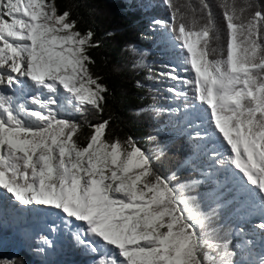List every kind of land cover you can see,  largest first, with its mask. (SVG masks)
<instances>
[{
    "label": "snow or ice",
    "instance_id": "snow-or-ice-1",
    "mask_svg": "<svg viewBox=\"0 0 264 264\" xmlns=\"http://www.w3.org/2000/svg\"><path fill=\"white\" fill-rule=\"evenodd\" d=\"M165 3L173 9L171 25L153 23L175 34L180 63L194 79L181 80L175 68L161 75L193 85L226 142V159L212 149L213 164L226 173L232 166L233 178L252 186L264 209V6L224 0L226 43L219 58L209 59V4L199 0L207 22L198 26L186 23L172 0ZM93 36L76 28L68 10L58 14L55 0H0V190L75 224L76 244L94 254V264H237L239 246L189 194L198 181L158 174L153 155L132 137L106 139L108 121L90 124L86 145L77 142L81 126L64 114L102 111L109 92L90 71L88 50L99 46ZM193 137L210 139L199 128ZM258 228L264 244V222Z\"/></svg>",
    "mask_w": 264,
    "mask_h": 264
},
{
    "label": "trees",
    "instance_id": "trees-1",
    "mask_svg": "<svg viewBox=\"0 0 264 264\" xmlns=\"http://www.w3.org/2000/svg\"><path fill=\"white\" fill-rule=\"evenodd\" d=\"M58 14L68 10L70 20L76 21V28L84 33L91 30L94 33L93 42L98 47L88 50V55L94 61L90 71L94 77H100V83L107 86L106 102L102 111L89 108L86 113L69 109L64 115L79 123L81 128L76 136L77 142L84 146L91 135L90 124L108 121L106 139H119L122 143L132 137L139 147L153 155V168L163 176L176 173L180 182L193 177L188 163L196 153L193 140L184 134H174L164 120L160 125L154 124L153 116L148 110L153 104L152 92L148 87L145 75L147 59L142 57L143 50L151 47L152 38L149 19L159 17L169 25L172 23L170 8L165 0H55ZM209 4L215 29L213 39L209 44V59H217L226 43V27L223 19L224 0H205ZM264 6V0H256ZM173 6L185 14V22L195 20L197 25L207 22L205 12L200 11L199 0H172ZM238 6H243L244 0H236ZM145 8H148L145 10ZM192 8L197 9L193 13ZM170 34L174 37V33ZM154 73V72H152ZM11 95L12 93H9ZM154 118V119H153ZM172 125V124H171ZM153 137V139H149ZM212 184L198 183L189 193L198 198L205 211L214 212L213 226L221 235L227 234L233 246L241 242L243 228H236L235 220L228 216L237 206V201L230 200L233 190H218L212 192ZM219 196L220 205H213L210 198ZM248 229V227H246ZM7 221L0 219V264H81L83 260L74 255L71 248L63 255L48 259L38 254V248L28 249L27 242L20 236L13 235ZM64 247V246H63ZM234 258L237 264L245 255L237 247Z\"/></svg>",
    "mask_w": 264,
    "mask_h": 264
},
{
    "label": "rangeland",
    "instance_id": "rangeland-1",
    "mask_svg": "<svg viewBox=\"0 0 264 264\" xmlns=\"http://www.w3.org/2000/svg\"><path fill=\"white\" fill-rule=\"evenodd\" d=\"M147 9L145 8V10ZM158 18L151 17L149 19L152 32V38L149 41L151 47L143 50L142 54V57L147 59L148 68L145 78L152 92L153 100L148 115L155 118H153V122L156 126L165 120L167 126L173 129L174 134H184L197 145L196 153L188 163L190 170H194L193 177H190L189 180L212 184L213 193L220 189L227 190V192L233 190V196L227 201H237V206L228 216V220L233 218L236 228L239 226L243 228L241 234L238 229L235 230L236 235L242 236L237 248L245 255L239 263L258 264L260 254L264 253V244H262L260 229L258 228V225L264 222V209L261 208L258 197L250 194L249 189L252 186L246 185V183L242 186L238 176L233 178L236 175V170L232 166H227L228 171L226 173L219 164H213L212 149H216L226 159L228 155L225 151L226 142L222 140L220 134L213 131L210 108L195 99L193 85L191 83L184 84L161 75V73L175 68L176 74L181 80L191 81L194 79L193 71L185 70L186 66L180 63L176 47L178 42L174 41L169 28L153 23V21L159 20ZM161 21L165 20L161 19ZM170 88L186 93V98L185 96L178 97L174 92L169 91ZM8 92L12 93V90H8ZM195 128H199L201 131L206 129L210 139L194 138ZM210 201L213 205H220L219 196L210 198ZM40 208L21 207L11 197V194L0 190V219L6 220L8 225L12 226L13 235L20 236L21 240L28 243V249L32 246L37 247L40 256L51 259L58 254L63 255L69 251L67 248H71L74 255L83 260L82 264H94L95 258L89 253L72 248L67 236L61 237L62 245L51 238L48 225L53 221L51 216L55 212L52 213L48 210L45 212L43 208L41 210ZM48 213L50 217L47 216ZM49 218L51 219L50 222ZM63 228L62 226V231ZM47 230L49 238L45 240L50 242L48 244L45 243V240H41V234Z\"/></svg>",
    "mask_w": 264,
    "mask_h": 264
},
{
    "label": "bare ground",
    "instance_id": "bare-ground-1",
    "mask_svg": "<svg viewBox=\"0 0 264 264\" xmlns=\"http://www.w3.org/2000/svg\"><path fill=\"white\" fill-rule=\"evenodd\" d=\"M15 202H17V201H15ZM17 204L20 205L19 202H17ZM21 207H23V206H21ZM24 208H25V207H24ZM41 208H43L44 211L46 212L47 209H45L44 207H41ZM41 208H40V210H41ZM57 211H58V210H57ZM52 213H53V212H52ZM47 216L50 217L49 213H48ZM51 217H53V218H51V219H53V221L50 222L51 219L49 218V222H50V224L48 225L49 229L47 228L51 233H55L56 230H57V228H58V229H62V226L64 227V228H63V232H67V229H69V230L71 229L72 232H75V231H76V225H75V224H72V225H70V226L62 225V224L60 223L59 216H58V214H57L56 212L53 213V216H51ZM55 218H56V219H55ZM53 222H55V225L53 224ZM78 223H79V222H78ZM82 251H83V250H82ZM83 252H84V251H83ZM88 253H90V252H88ZM84 254H85V253H84Z\"/></svg>",
    "mask_w": 264,
    "mask_h": 264
}]
</instances>
